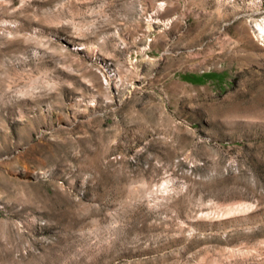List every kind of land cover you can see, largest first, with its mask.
<instances>
[{
  "label": "rangeland",
  "instance_id": "rangeland-1",
  "mask_svg": "<svg viewBox=\"0 0 264 264\" xmlns=\"http://www.w3.org/2000/svg\"><path fill=\"white\" fill-rule=\"evenodd\" d=\"M0 264H264V0H0Z\"/></svg>",
  "mask_w": 264,
  "mask_h": 264
}]
</instances>
